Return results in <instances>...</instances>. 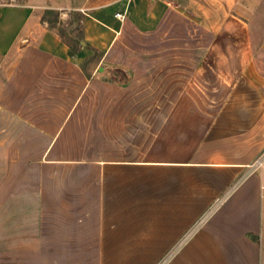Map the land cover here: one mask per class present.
<instances>
[{"label":"crops","instance_id":"crops-1","mask_svg":"<svg viewBox=\"0 0 264 264\" xmlns=\"http://www.w3.org/2000/svg\"><path fill=\"white\" fill-rule=\"evenodd\" d=\"M73 5L86 11L77 18L84 39L71 54L48 22L32 17L31 4L0 6V58L26 37L0 86L1 105L14 114L79 109V96L65 103L57 101L64 88L48 92L46 81L64 78L65 68L82 81L116 84L109 89L125 103L132 81L126 65L135 58L141 93L151 65L157 117L111 122L102 153L57 152L45 161L55 165L39 188V264H128L126 256L146 255L150 262L169 256L163 264H264V168L248 171L264 149V79L253 64L249 10L236 0ZM65 6L55 8L60 18L68 16ZM124 10L120 22L114 15ZM131 32L134 55L123 49L115 61L117 44L128 43ZM119 69L124 80L115 78ZM73 117L26 122H78ZM40 132L47 136L42 125ZM52 136L44 156L58 131ZM23 221L22 237L8 234L0 252L6 264H32Z\"/></svg>","mask_w":264,"mask_h":264},{"label":"rangeland","instance_id":"rangeland-1","mask_svg":"<svg viewBox=\"0 0 264 264\" xmlns=\"http://www.w3.org/2000/svg\"><path fill=\"white\" fill-rule=\"evenodd\" d=\"M69 1L73 2V7H75L80 0H0V6L31 4L34 10L32 17L36 18L37 21L40 19L39 21L48 22L49 27L57 31L62 39L70 45L69 53L71 54L80 49V41L84 39L77 18L81 19L86 10L80 8L79 5L77 9H70ZM87 1L100 3L106 0ZM236 2L249 10L248 25L253 50V64L257 73L264 79V0H236ZM61 3H65L67 6L65 10L68 12L67 17L60 18L59 10L55 9L61 7ZM46 4L51 7L43 9ZM71 11H74L75 17L70 14ZM71 17L77 23L75 22L69 28L66 27V24ZM129 34L128 43L124 40V43L117 44L113 54V59L117 62L120 61V54H125V51L131 56L135 53V34L133 32ZM23 36L24 34H21L17 38L16 48L12 55L0 58V86L6 81L7 72L11 70L21 53V48L18 47H22L26 43V40L22 44L20 43L22 39L26 38ZM90 53L98 56L96 51L92 50ZM190 65L194 70L196 64L192 62ZM126 66L132 76V81L126 85L127 95L125 96H127V101L122 102V104H117L120 92L109 89L116 84H105L104 79L93 82L82 81L70 72V68H65L64 71H68V74H65L62 79L58 78L55 81L56 78L49 77L46 81L47 88L50 94L53 88L59 90L64 88L63 93L57 94V101L66 103L69 97L72 101L73 98L79 96V102H81L79 109L69 112L34 109L14 114L6 110L0 103V252L4 246L7 247L8 234L13 235L15 232L17 240L22 237L23 225H25L23 219L25 218L26 229H30L27 235L31 236L32 241L33 250L30 256L32 264H39L41 258L38 253L39 188L41 182L44 184L47 181L45 178L50 175L52 167L55 165L46 163V160L57 159V152L59 154L62 152L64 154L73 152L74 154L77 151L102 153L104 147L103 134L111 128V122H115L114 124L116 122H151L153 118L157 117V111L153 110L152 106L156 97H153L151 89V65L145 71L146 79L143 82V93L140 92L141 81L137 79L135 58H131L130 63ZM83 69L86 70L84 66ZM114 73L115 78L124 80L125 76L122 75V70H114ZM139 74L141 77V72ZM77 93L78 95H76ZM45 97L56 98L53 95ZM49 106L52 105L49 104ZM160 113L162 118L163 112ZM60 114L65 115V118H71L74 115V120L77 119L78 122H26L28 119L34 121L39 117L44 120L55 119ZM40 125H42L43 130L47 131V136L41 135ZM56 131H58V141L53 144L49 155L44 156V151L53 137L52 133L54 134ZM11 201H15V204ZM23 216L25 217L23 218ZM197 225H193L192 231ZM6 257V254L0 253V264H6ZM168 257L167 255L161 256L159 261L150 262L151 256H126L128 264H163ZM18 259L17 256V261ZM122 260H124L123 257ZM121 262L118 260L115 264Z\"/></svg>","mask_w":264,"mask_h":264},{"label":"built area","instance_id":"built-area-1","mask_svg":"<svg viewBox=\"0 0 264 264\" xmlns=\"http://www.w3.org/2000/svg\"><path fill=\"white\" fill-rule=\"evenodd\" d=\"M115 18L122 22L126 18V11L116 12ZM264 168V149L254 158L252 163L248 166V171L251 172L256 169Z\"/></svg>","mask_w":264,"mask_h":264}]
</instances>
